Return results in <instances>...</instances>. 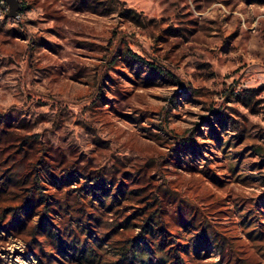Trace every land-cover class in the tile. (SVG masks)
<instances>
[{
    "label": "rangeland",
    "instance_id": "374dc122",
    "mask_svg": "<svg viewBox=\"0 0 264 264\" xmlns=\"http://www.w3.org/2000/svg\"><path fill=\"white\" fill-rule=\"evenodd\" d=\"M27 1L0 21V264H264V0Z\"/></svg>",
    "mask_w": 264,
    "mask_h": 264
},
{
    "label": "trees",
    "instance_id": "16d2710c",
    "mask_svg": "<svg viewBox=\"0 0 264 264\" xmlns=\"http://www.w3.org/2000/svg\"><path fill=\"white\" fill-rule=\"evenodd\" d=\"M156 68V67H154ZM51 231H49L50 233ZM161 249V248H160ZM89 251L86 248L81 250L82 256H88ZM132 253V257H128V254ZM153 255V254H152ZM157 255V254H154ZM169 251L165 249L164 244H162V257H157V261L148 252L140 253L137 246H125L123 248L122 257L115 264H184V262L179 263V259L171 261Z\"/></svg>",
    "mask_w": 264,
    "mask_h": 264
},
{
    "label": "built area",
    "instance_id": "2783aa9c",
    "mask_svg": "<svg viewBox=\"0 0 264 264\" xmlns=\"http://www.w3.org/2000/svg\"><path fill=\"white\" fill-rule=\"evenodd\" d=\"M18 3L20 4V11H19V17H13L10 12L9 4L6 0H0V21H6V20H18L22 17L25 11L28 10V1L27 0H18Z\"/></svg>",
    "mask_w": 264,
    "mask_h": 264
},
{
    "label": "water",
    "instance_id": "95a60500",
    "mask_svg": "<svg viewBox=\"0 0 264 264\" xmlns=\"http://www.w3.org/2000/svg\"><path fill=\"white\" fill-rule=\"evenodd\" d=\"M10 7V12L13 17H19L20 4L18 0H6Z\"/></svg>",
    "mask_w": 264,
    "mask_h": 264
}]
</instances>
